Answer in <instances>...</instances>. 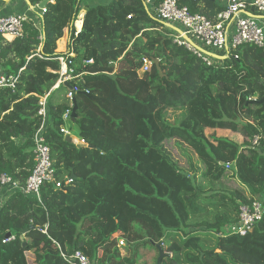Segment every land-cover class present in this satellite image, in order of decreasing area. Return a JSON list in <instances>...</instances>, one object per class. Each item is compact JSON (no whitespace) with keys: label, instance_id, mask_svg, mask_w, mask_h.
I'll return each mask as SVG.
<instances>
[{"label":"trees","instance_id":"trees-1","mask_svg":"<svg viewBox=\"0 0 264 264\" xmlns=\"http://www.w3.org/2000/svg\"><path fill=\"white\" fill-rule=\"evenodd\" d=\"M43 1L23 0L31 7ZM164 1L51 0L35 10L40 26L30 21L21 38H0L1 72L19 75L14 89L0 88V178L26 186L43 123L39 101L49 93L44 136L55 175L40 199L0 186V264H74L77 251L92 264H138L118 248L120 238L161 249L162 264H264V218L244 237L221 235L242 205H264V47H241L209 66L150 15L147 6ZM178 4L211 20L222 10L219 0ZM71 48L83 81L53 90L55 58ZM146 59L152 67L143 73ZM75 87L69 128L80 147L61 132ZM169 142L186 147L189 169ZM228 173L239 189L226 188ZM10 233L15 240L3 243Z\"/></svg>","mask_w":264,"mask_h":264},{"label":"built area","instance_id":"built-area-1","mask_svg":"<svg viewBox=\"0 0 264 264\" xmlns=\"http://www.w3.org/2000/svg\"><path fill=\"white\" fill-rule=\"evenodd\" d=\"M222 10L217 14L216 18L211 20L201 14L192 13L188 7H181L178 0H165L158 8L147 6V9L154 18L163 23L172 33L174 43L184 47L199 59H202L209 66L215 61L207 55V53L218 56H227L241 47L255 46L264 47V21L255 18L253 15L264 16V0H219ZM29 6V5H28ZM34 16L27 15L23 12L13 13L0 17V38L15 39L23 36L26 23L34 21L40 26V20L35 12L38 7L29 6ZM45 11V9H41ZM128 18H132L129 16ZM83 18L77 19L74 23L78 36L83 28ZM78 23L81 27H78ZM1 53V45H0ZM35 56L42 57L40 52ZM75 51L71 48L65 54L56 57L60 63V68L54 71L58 74V80L54 89L59 88L65 83H71L74 80L83 81L86 73L79 74L74 69ZM89 63H92L90 61ZM117 67V65H115ZM152 67V61L146 59L141 72L145 73ZM116 69L110 73L114 75ZM19 75H6L0 71V88L14 89L18 82ZM79 91L78 87L73 88L67 94V97L73 101L74 95ZM89 94V90H85ZM47 94L40 97L39 116L42 117V126L35 136V169L27 180L25 187H20L14 183L10 177L2 176L0 178L1 188L10 187L12 191H21L27 197L40 199L41 189L46 183H53L55 179L53 162L51 158V150L46 142L44 132L49 118L47 107ZM71 119V111H67L63 116L65 124L62 126L61 132L67 136L70 135L69 121ZM259 137H256L252 145L257 147ZM227 169H231V165H227ZM60 187V185H57ZM1 202V200H0ZM264 218V205L259 199L254 200L250 205H242L240 207L239 219L235 223L229 224L221 235H236L239 237L246 236L254 227ZM16 236L10 233L3 243H10L15 240ZM123 244V243H121ZM128 247V245L126 246ZM131 248V247H130ZM74 264H92V262L80 251L70 258Z\"/></svg>","mask_w":264,"mask_h":264},{"label":"rangeland","instance_id":"rangeland-1","mask_svg":"<svg viewBox=\"0 0 264 264\" xmlns=\"http://www.w3.org/2000/svg\"><path fill=\"white\" fill-rule=\"evenodd\" d=\"M25 4V2H23ZM86 10L83 8L79 14V18H83ZM264 21V19H262ZM176 114V113H175ZM172 120V118H171ZM72 126L71 123H69V127ZM70 132L73 136L77 137L76 132L70 128ZM206 133L208 135H213L220 139H228L230 141H234L239 144H243L245 141L243 136L238 133L231 130H225V129H207ZM169 150L172 152V155L174 156L175 160L178 161V163L181 165L182 168H185L186 170L189 169V159L186 157V147L182 143H173L169 142L168 144ZM231 173V172H230ZM228 173L227 175L229 178L227 180H224V185H226V188L229 190H236L241 187L240 183L232 177V175ZM123 243V244H121ZM132 247L131 252L132 255L134 254V257L138 260V264H158L159 254L156 251L155 247L152 245L143 243L140 248L136 249L135 246L129 245L128 242L125 239H118L117 246L121 251L123 252V255H126L125 252L126 246Z\"/></svg>","mask_w":264,"mask_h":264},{"label":"water","instance_id":"water-1","mask_svg":"<svg viewBox=\"0 0 264 264\" xmlns=\"http://www.w3.org/2000/svg\"><path fill=\"white\" fill-rule=\"evenodd\" d=\"M51 0H44L40 5H39V9H45L46 6L48 5V3L50 2ZM86 14V13H85ZM84 14V16H85ZM255 18H258V19H264V16L263 15H253ZM208 56L214 58V59H217L219 61H225L227 58H228V55L227 56H218V55H215V54H211V53H207ZM264 84V82H263ZM65 86H69L68 83H65ZM85 94V93H83ZM73 110H72V113H71V118H76L77 117V101L76 99L73 100ZM65 141L67 143H70V144H73L77 147H80L81 146V142L78 138H76L75 136H73L72 134L70 135H67L65 136ZM164 259V253L163 251L160 249L159 250V259H158V264H162V260Z\"/></svg>","mask_w":264,"mask_h":264},{"label":"crops","instance_id":"crops-1","mask_svg":"<svg viewBox=\"0 0 264 264\" xmlns=\"http://www.w3.org/2000/svg\"><path fill=\"white\" fill-rule=\"evenodd\" d=\"M91 3H94L93 5H97L98 2L96 0H88ZM25 13L30 16H34L31 12L29 6L27 3H23V0H0V17L13 14V13ZM86 12V11H85ZM1 71V70H0ZM77 138V137H76ZM79 139V138H78ZM132 248V247H131ZM131 248L128 246L125 250L126 252H131Z\"/></svg>","mask_w":264,"mask_h":264},{"label":"bare ground","instance_id":"bare-ground-1","mask_svg":"<svg viewBox=\"0 0 264 264\" xmlns=\"http://www.w3.org/2000/svg\"><path fill=\"white\" fill-rule=\"evenodd\" d=\"M79 24V23H78ZM78 27L80 28L81 27V24L80 25H78Z\"/></svg>","mask_w":264,"mask_h":264}]
</instances>
